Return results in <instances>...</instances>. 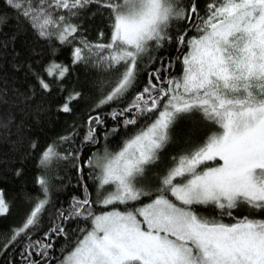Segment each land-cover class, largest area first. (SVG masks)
Returning a JSON list of instances; mask_svg holds the SVG:
<instances>
[{
    "label": "snow or ice",
    "instance_id": "1",
    "mask_svg": "<svg viewBox=\"0 0 264 264\" xmlns=\"http://www.w3.org/2000/svg\"><path fill=\"white\" fill-rule=\"evenodd\" d=\"M0 60L35 81L0 89V128L37 166L0 264H264V0H0ZM53 102L73 119L41 142Z\"/></svg>",
    "mask_w": 264,
    "mask_h": 264
},
{
    "label": "trees",
    "instance_id": "2",
    "mask_svg": "<svg viewBox=\"0 0 264 264\" xmlns=\"http://www.w3.org/2000/svg\"><path fill=\"white\" fill-rule=\"evenodd\" d=\"M206 0H199L200 6L203 7ZM88 30L86 35L89 39H96L97 33L100 28H104L107 32V21L105 18L97 14V16L88 21ZM31 39L30 33H22L17 39L18 47H26L25 40ZM67 50L60 55L58 59H66ZM92 73L84 68H77L72 73V78L79 77V85L84 86L87 89L88 81L91 79ZM35 83V81L23 71L14 70L11 63L5 60H0V89L8 88L9 92L13 88L24 91L29 84ZM39 100H47V97L38 94L35 104ZM90 102V98L86 97L85 101L81 102L78 106V111L84 110V105ZM11 108L12 111H16L15 106H9L0 103V115L3 114L5 109ZM75 115V114H74ZM19 119V114L17 115ZM73 119L72 115L65 114L63 112L55 111V102H53L52 109L47 113L41 114V119L37 122L33 116L29 115L27 122L31 123L32 128L30 135L38 136L41 142L47 139L53 138L60 134L64 129L68 127ZM193 128L191 121L187 119H181L175 125L174 137L176 142L171 143L168 146V151L165 155H171L175 149L180 147V141L189 133ZM6 131L11 132V141H15V145L3 138V133ZM28 140L24 138L21 140L19 134L16 131L15 124L10 129L0 128V188H3L5 194L10 201V212L7 214H0V236H3L7 230L15 224H19L23 219L27 205L23 200V193L25 191H35L36 186L34 184V178L37 172V166L34 159H23L25 150L27 149ZM23 168V175H16L15 169Z\"/></svg>",
    "mask_w": 264,
    "mask_h": 264
}]
</instances>
